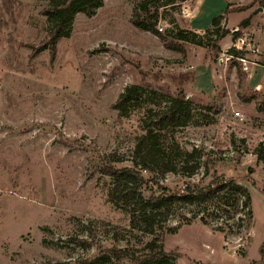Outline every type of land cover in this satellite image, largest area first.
I'll use <instances>...</instances> for the list:
<instances>
[{"label":"rangeland","instance_id":"1","mask_svg":"<svg viewBox=\"0 0 264 264\" xmlns=\"http://www.w3.org/2000/svg\"><path fill=\"white\" fill-rule=\"evenodd\" d=\"M141 1L104 0L93 16L78 13L53 54L44 47L51 0H0V264H84L155 239L173 264H264V0H228L238 2L229 13L226 0L162 8L150 18L159 35L133 25ZM219 16L218 35L230 31L221 40ZM133 85L143 97L115 109ZM180 89L192 118L160 133L177 170L134 168L136 195L147 203L223 178L251 200L172 202L151 234L142 220L133 224L127 199L111 202L116 182L102 171L133 166L147 122ZM194 150L201 168L188 177Z\"/></svg>","mask_w":264,"mask_h":264},{"label":"trees","instance_id":"2","mask_svg":"<svg viewBox=\"0 0 264 264\" xmlns=\"http://www.w3.org/2000/svg\"><path fill=\"white\" fill-rule=\"evenodd\" d=\"M104 0H51V5L46 9L45 14L52 18V28L49 33L47 43L44 47L51 46L52 53L56 51L57 42L62 38L70 35L72 24L75 16L78 13H83L87 16H93L96 10L102 6ZM156 0H142L134 9L132 23L140 30L159 33L156 29V21L159 20L161 13L160 9L168 10L169 8L180 7L188 0H161L162 5L156 8L151 16L150 5ZM264 2V1H263ZM230 12V6L227 8V13ZM226 13V14H227ZM224 16V15H223ZM223 16L214 19L213 27L216 28L214 34L217 35V40L225 38L230 31L224 30L220 35L219 26ZM150 18L154 19L155 23L151 22ZM249 21H245L243 25H247ZM237 36L238 33L235 32ZM183 40L182 35L177 37ZM163 40H165L163 38ZM173 49L181 51V47H173ZM144 93L140 86L133 85L128 87L119 97L114 105L115 109L123 110L128 102H138L143 97ZM192 118V105L190 104L187 95L183 89L178 90L176 95L169 97L168 105L154 114L147 122L148 132L140 136L134 148L131 163L132 167L125 170H117L113 167H105L103 173L113 176L116 184L110 192V200L113 204H120L121 200L127 199L131 211L134 215L133 224L136 220H142L149 233H155L157 219L163 217L159 227L162 229V224L168 221V214L164 213V209L172 202L183 201L188 204H194L197 200L204 199H225L220 201L224 206L230 205L234 195L244 198V204L248 205L251 197L248 189L240 185L236 180L226 181L223 178L215 180L205 188H190L187 193L181 196H152L149 202L136 194V184L141 180L139 173L134 168H141L143 171L150 174L165 177L170 172H176L177 168L172 162V159L167 152L162 148L160 133L169 128H181L188 124ZM199 155L197 150L187 155V161L183 167L186 176H194L201 168L200 162L197 160ZM196 157V162L191 167L188 166L190 159ZM118 206V205H117ZM168 213V212H167ZM158 226V225H157ZM176 229H170L174 233ZM158 239H155L144 247L142 250L133 251L129 248L110 249L104 251L93 260L86 261L84 264H173L169 255H167L161 247H158ZM264 251H262V254ZM113 261V262H112Z\"/></svg>","mask_w":264,"mask_h":264},{"label":"crops","instance_id":"3","mask_svg":"<svg viewBox=\"0 0 264 264\" xmlns=\"http://www.w3.org/2000/svg\"><path fill=\"white\" fill-rule=\"evenodd\" d=\"M191 1H194V0H191ZM235 1H238V0H235ZM240 1V0H239ZM187 2H190V1H187ZM186 2V4H188ZM235 3H238V2H228V0H226V4H227V8L231 5V4H235ZM186 4H184V7L186 8L187 6H186ZM234 6H230V9H232ZM234 14V13H233ZM195 15H193V17H192V19H195V23H196V25L198 26V27H201L200 26V24H199V22L197 21V19L194 17ZM198 27H196V28H198ZM198 29H200V28H198ZM197 29V30H198Z\"/></svg>","mask_w":264,"mask_h":264}]
</instances>
